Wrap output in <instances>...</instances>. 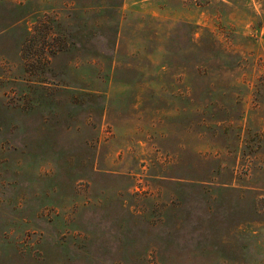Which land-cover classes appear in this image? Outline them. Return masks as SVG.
<instances>
[{
  "label": "rangeland",
  "instance_id": "374dc122",
  "mask_svg": "<svg viewBox=\"0 0 264 264\" xmlns=\"http://www.w3.org/2000/svg\"><path fill=\"white\" fill-rule=\"evenodd\" d=\"M0 264H264V0H0Z\"/></svg>",
  "mask_w": 264,
  "mask_h": 264
}]
</instances>
